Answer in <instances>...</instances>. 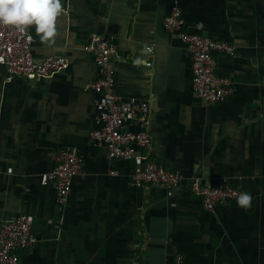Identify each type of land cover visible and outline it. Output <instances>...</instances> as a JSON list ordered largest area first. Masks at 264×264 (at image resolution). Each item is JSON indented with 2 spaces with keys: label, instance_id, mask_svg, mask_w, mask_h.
I'll use <instances>...</instances> for the list:
<instances>
[{
  "label": "crops",
  "instance_id": "0c3cea01",
  "mask_svg": "<svg viewBox=\"0 0 264 264\" xmlns=\"http://www.w3.org/2000/svg\"><path fill=\"white\" fill-rule=\"evenodd\" d=\"M178 4L189 30L236 47L217 56L218 74L234 86L221 103L193 89L191 55L164 27L172 0H62L54 42L26 30L36 59L63 56L68 66L8 81L0 63V223L32 215L36 237L20 264H175L179 254L183 264H264V0ZM94 34L118 43V94L150 103L153 141L142 153L181 172L171 195L135 185L136 161L111 159L91 138L100 127L90 87L99 69L85 48ZM63 148L82 157V172L60 203L43 176ZM194 178L241 187L254 200L206 210L189 189Z\"/></svg>",
  "mask_w": 264,
  "mask_h": 264
},
{
  "label": "built area",
  "instance_id": "2783aa9c",
  "mask_svg": "<svg viewBox=\"0 0 264 264\" xmlns=\"http://www.w3.org/2000/svg\"><path fill=\"white\" fill-rule=\"evenodd\" d=\"M172 1L174 6L165 17L164 27L186 46L191 55L194 91L208 104L227 100L233 95L234 86L228 77L218 74L217 56H234L235 45L189 30L178 0ZM33 43L34 38L27 30L20 32L15 27L0 24V63L6 69L8 81L16 77L29 81L46 78L68 66V60L63 56L36 59L32 51ZM85 48L93 54L99 69V76L90 84L96 94L95 107L100 124L91 132L92 140L105 143L111 159L136 161L135 185H159L171 195L181 186L182 174L175 168L150 160L148 152L142 153L152 147L151 106L147 100H126L118 94L113 60L118 48L116 39L110 35L94 34ZM148 51L153 52V47H148ZM52 158L54 166L43 176V180L55 185L58 202L65 203L72 191L73 180L82 172V157L73 150L63 148L54 152ZM189 189L202 199L204 208L209 211L223 203L238 205L239 196L249 193L227 182L204 184L199 178L191 180ZM249 194L252 202L254 196ZM33 224V216L25 213L1 221L0 264H20L22 253L30 250L36 242ZM175 264H183L181 254L176 256Z\"/></svg>",
  "mask_w": 264,
  "mask_h": 264
},
{
  "label": "clouds",
  "instance_id": "9594fccd",
  "mask_svg": "<svg viewBox=\"0 0 264 264\" xmlns=\"http://www.w3.org/2000/svg\"><path fill=\"white\" fill-rule=\"evenodd\" d=\"M62 0H0V24L25 32L30 26L41 34L42 39L54 42L58 37V18L63 14ZM251 195L242 193L237 204L247 207Z\"/></svg>",
  "mask_w": 264,
  "mask_h": 264
},
{
  "label": "water",
  "instance_id": "95a60500",
  "mask_svg": "<svg viewBox=\"0 0 264 264\" xmlns=\"http://www.w3.org/2000/svg\"><path fill=\"white\" fill-rule=\"evenodd\" d=\"M35 80H31V82H34Z\"/></svg>",
  "mask_w": 264,
  "mask_h": 264
}]
</instances>
